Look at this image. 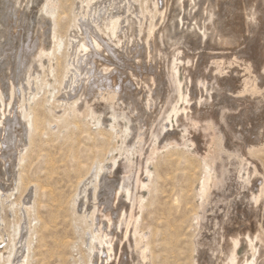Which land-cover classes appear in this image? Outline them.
I'll list each match as a JSON object with an SVG mask.
<instances>
[{"label": "rangeland", "instance_id": "1", "mask_svg": "<svg viewBox=\"0 0 264 264\" xmlns=\"http://www.w3.org/2000/svg\"><path fill=\"white\" fill-rule=\"evenodd\" d=\"M248 1H240L238 8L247 7ZM161 2L163 0H48V7L43 12V0H0V87L7 115L4 127L0 126V264H91L98 256L90 249V243L98 247L92 241L99 227L94 206L102 213L112 212L111 218L116 223L123 216L119 226L115 225L121 243L127 239L123 240L126 230V225L122 223L125 220L123 214H128L132 207L137 226H134L136 235L130 239L136 246H141L139 238L144 236L149 264H212L218 257L223 259L228 249L221 244L222 252L215 253L213 261L209 262L204 249L213 241L220 243V236L228 229L229 232L237 231L238 219L246 221L253 229L252 233L264 227V212L259 209L264 205L262 199L255 204L258 206L252 216L255 221L241 214L248 203H254L253 198L258 196L261 187L260 178H264V111L260 105L256 108L255 103H233L217 96L209 89L207 79L206 91L196 93L193 100L196 102L198 99L202 103L206 100L208 105L202 104L200 109L203 111L192 114V120L187 118L177 125L174 117L172 122L166 121L164 117L169 110L166 112L165 93L171 91L167 84L160 89L152 119H139L138 112L129 109L133 99L123 91L124 84L128 83L123 73L136 70L134 74L138 75L146 71L147 65L149 72L154 69L163 74L166 60L158 58L154 60L156 63L150 61L143 66L141 42L135 37H128L127 46L123 44L118 48L120 52L126 51L128 60L116 83L117 91H121L114 107L116 112L123 113L117 121L112 119L111 110L98 105L100 101L93 97L95 93L105 92L97 89V86H103L105 79H92L87 89L82 91L83 69L89 67L75 58V26L79 25L85 31L88 26L92 27L93 21L105 17L109 9L108 13L111 11L121 16L120 28L127 30L128 36L139 30L142 34L147 33L150 28L158 31L170 18L168 13L164 15L166 20L158 17L157 10L163 9ZM87 5L90 6L86 9ZM186 10L176 18L177 22L181 18L183 25L186 23L183 28L191 22ZM49 12L54 13V33L48 22ZM40 18L45 23L39 32L36 23ZM136 20L138 25L129 29L130 23ZM210 25L207 22L206 28ZM40 35L46 56L41 59V67H34L30 79L26 81L23 70L35 51ZM58 43L61 44L59 48ZM220 52L192 46L189 50L181 48L173 53V57L177 58L175 64L179 66L176 76L180 92L174 96L171 94L170 106L181 109L187 105L185 99L194 80L189 79L185 72L183 66L186 61L190 59L196 71L203 66L205 70H210L216 59L205 53L216 55ZM221 53L225 57L218 60L228 62L237 58L242 65L249 63L251 76L255 78L259 90H264V79L259 76L264 65V30L251 34L248 42L239 41L238 52L225 50ZM138 64L141 66L137 67ZM78 65L81 73L75 70ZM8 81L15 88L11 101L6 88ZM227 85V94L238 91L236 83ZM109 90L112 91V88ZM259 95L261 101L264 100V96ZM193 100L189 104L194 103ZM19 108H25L26 112L16 123L14 116L19 113ZM210 121L212 127H205ZM28 124H31L30 129ZM162 126L166 128L163 131ZM172 129L177 132V137L165 138V131ZM215 137L222 139L214 140ZM250 149L256 152H250ZM212 159H218L217 167L222 166L228 173L221 186L211 185L209 204L203 208L199 195L204 178L203 161ZM112 166L115 183L106 186L104 178ZM124 167L129 168V173L124 172ZM245 167H248L247 170ZM145 168L148 173H145ZM137 175L145 179L146 187L135 182ZM246 178L251 182L244 189L240 184ZM123 179L130 185L131 201L119 190L118 185ZM115 192H120L118 202L113 197ZM121 202L125 203L124 210ZM114 203L117 206L115 209ZM201 214L202 219L198 220ZM128 226L129 235L132 226ZM256 248L259 249L258 243ZM247 249L245 243L237 246L239 259H244Z\"/></svg>", "mask_w": 264, "mask_h": 264}, {"label": "bare ground", "instance_id": "2", "mask_svg": "<svg viewBox=\"0 0 264 264\" xmlns=\"http://www.w3.org/2000/svg\"><path fill=\"white\" fill-rule=\"evenodd\" d=\"M16 1H18V0H16ZM115 1H117V0H115ZM240 1L242 2L243 0H163V2H161L163 9L161 11L157 10V14L159 15L158 17L163 19L164 15L165 14L167 15V13H168V17H170L169 21L167 23L165 22L166 24L163 25L160 30L154 31V29L150 28L148 30V32L144 33V34H142L143 32L142 33L139 32L140 31L139 30L136 34H133L132 33L133 31H132L131 33L133 35L131 34L130 36H128L127 32H126L127 30L125 29L126 31H123L122 27L120 28L121 16L118 15L117 13H112L111 11L108 13L109 9H108V11H106L107 14L106 15L104 14L105 17H103L102 19H100L98 17L99 18L98 20L92 22L93 23L92 27L88 26L87 29L85 28L86 29L85 31L82 30L79 25H76L75 27L77 28V31H76V37H75V39H76V42H75V48H76L75 58H77L80 63H83L85 66L89 67V68L83 69L84 73H83V76H82L83 78L81 81L82 82V91H85L87 89V85L89 84V82L92 79H96V78L105 79L106 81L103 82V86H100V85L97 86V89L101 88L105 92L101 93V94L95 93L93 95V97H94V100L100 101L99 103H97L98 105H100L101 107H105L106 109H109V111L111 110L110 115H111L112 119L114 121H117V118L119 116H121V114H123V113L116 112L115 107H114L115 103H116V99H118L117 95L121 91V90L117 91L116 83L119 82L117 79H118L119 75H121L123 73V65L128 60V54L126 53V51L120 52L118 50V48H119V46H121L123 44H126L125 46H127L128 37H131V38L135 37L136 40L138 39V41L141 42V45H140L141 51L143 53V60L145 61V63H143V62L141 63V64H143V66H145L147 63H150V61H154L155 59H158V58L166 60V62H165L166 63V70L163 74L158 73V71H155L154 69H153V72H149V68L147 65L145 66L146 71H142V73H140L138 75L134 74V72H136V70H134V72L131 70L128 72L126 70L123 73L125 81L128 82L127 84H124L125 87H124L123 91L127 96L129 95L133 99L132 101H130L132 103L131 104L129 103V106H131V107H129V109L132 108L133 112L134 111L138 112L137 117H139V119L142 117L143 118L145 117L146 119H152V112H153L154 106H156V102H157L156 100L159 99L160 89L163 88L162 86H164V84H167L166 86L171 87V91L169 92V90L167 89L168 91H166V93H165L166 95H165V101L164 102L167 105L166 112L169 110V112H167V114H166V117H164L166 119V121L170 120L172 122L171 119H172V117H174L173 121H175V123L177 125V123H179V122L181 123L184 119L185 120L187 118L191 119L192 114H198V112H200V110H202V109H200L202 104L205 106L208 105L206 100L203 103L198 99L196 102L193 100V98L196 96V93L199 94V93H201L202 90L206 91L205 90V88H206L205 82L208 80L210 82V88L209 89L214 91L217 96H223L224 98H226L227 100H229L233 103H239L242 101L255 103L256 108L260 105V107H262V109L264 111V100L261 101V97H258L259 94L260 95L262 94L264 96V90L263 91L259 90L257 84L255 83V78L253 76H251L252 73H250V70H251L250 64L244 63L242 65V63L238 62L237 58L230 59L228 62H224L225 60H218V58L220 59L222 57H225L224 53H221V52H223L225 50H231V51H237L238 52L239 41L244 40L245 42L246 41L248 42L251 39V34H254L256 32H261L262 30H264V0H249L247 7L244 6L241 9L238 8V4L240 3ZM47 2H48V0H43L42 6H41V11H43V9L48 7V5H46ZM126 3H127V1H126ZM88 6H90V5H87L85 8L87 9ZM97 6H99V5H97ZM105 6H108V5H105ZM186 7H187V10H186ZM102 9H104V8H102ZM185 10L187 11V17L191 19L190 20L191 22L187 23L185 28H183V26L186 23H184V25H183L181 18L179 19L178 22L176 21V18L180 17L179 15L183 14L185 12ZM43 12H45V11H43ZM81 12H83V10ZM84 13H85V10H84ZM94 13H96L95 15L97 16V12H94ZM85 15H87V14L85 13ZM98 15H99V13H98ZM49 16H50V18H49L48 22H50L51 29L54 33V28L56 25V22H55L54 17H53L54 13L49 12ZM77 16H78V14H77ZM88 17H89V15H88ZM92 17H90V18H92ZM90 18H88V19L90 20ZM82 21H83V18H82ZM125 21H127V20H125ZM130 21H131V19H130ZM138 22H139L138 20L132 21L130 23V26L128 25L129 29L134 28L133 25H135V26L138 25ZM207 22H210V24H211L210 28L208 26V29L206 28ZM44 23L45 22H43L42 18L37 19L36 28L37 29L39 28V32L41 30H43ZM161 24H159V25H161ZM90 25H91V23H90ZM180 25H181V27H180ZM155 29H157V28H155ZM128 32H130V31H128ZM79 36H81V37L83 36V38H79ZM124 40H126L125 43H124ZM60 45L61 44L58 43L57 47L59 48ZM164 45H166V46H164ZM192 46H196V48H199L200 50L201 49H205V50L208 49V50H212V51L219 50L221 52L216 53V55H215V53H212V54L205 53L207 56H209L213 59H216L213 61L210 70L208 68H207L208 70L207 69L205 70L204 66H203V69H201V67H200L196 71V69L192 65L190 59H188L186 61V64L184 66L182 65L185 69V72H187V75L189 76L188 78L194 80L193 81L194 85L191 86V89L189 88L190 94L188 93L189 96H188V98L185 99V101L187 102V105L184 106V108L182 107L180 109V108H177L176 106H170L171 94H172V96H174L178 92H180L179 91V83L177 81V76H176L179 66L177 65V63L175 64V61H177V58L173 57V56H175L173 53L177 52V50H179L181 48H185L186 50H189ZM178 54H180V53H178ZM44 56H46V50L43 46L42 37L40 35L37 39V45H36L35 51H34V53L31 54L30 58L27 60L25 67H24V70H23V74H25L26 79H27L26 81H28V79H30L34 67H36V66L41 67L42 62H43L41 59ZM181 56H182V53H181ZM189 58H191V57H189ZM263 59L264 58H262V60ZM160 61H162V60H160ZM139 62H137V63H139ZM178 62H180V61H178ZM262 63H263V61H262ZM138 66H141V65L138 64L137 67ZM158 67H159V65H158ZM75 70L77 72H80V73L82 71L80 69L79 65L75 67ZM161 70H162V68H161ZM259 76L264 79V65L262 66V69L259 71ZM164 80H166V81H164ZM259 80H260V78H259ZM20 81H22V80H20ZM209 82H207V83H209ZM232 82L236 83L235 87L238 91L232 92L231 94H227L226 93L227 92L226 87L228 86L227 84L232 83ZM6 88H7V93L9 96V101H11L13 96H14V93H15L14 92L15 88L13 87L12 84H10V82H9V85L6 86ZM110 88H112V91L109 90ZM165 90H166V88H165ZM209 93H212V92H209ZM1 95H2V93H1V87H0V101H1L0 126L3 128L4 123H5L4 120H6L7 115H6V109H5L3 102L1 100ZM263 96H262V98H263ZM94 100L92 102H94ZM191 100H193L194 103L189 104V102H191ZM10 104L11 103L9 102L8 105H6V106L9 107ZM90 106H92V105H90ZM157 106H158V104H157ZM24 109H20L19 113H17L14 116L16 123H17V121H19L18 119L23 118V116L25 115L24 113L26 111ZM126 109H128V108H126ZM205 109H207V108H205ZM160 110H162V109H160ZM121 111H123V110H121ZM127 111H129V110H127ZM131 118H132V116H131ZM129 123H132L131 119H129ZM191 123H192V121H191ZM190 125H192V124H190ZM30 126H31V124H28L29 129H30ZM141 126H143V125H141ZM171 126H173V125H171ZM108 127H110V126H108ZM111 127L113 128V125H111ZM205 127H207V128L212 127V122L211 121L208 122L207 126H205ZM144 128L145 127H143V129ZM29 129H27V130H29ZM140 129H142V128H140ZM165 129H166L165 126H162V131ZM174 130L175 129L166 130L164 133V137L165 138L177 137L176 136L177 132H174ZM149 131L150 130H148V132ZM141 132L144 133L143 131H141ZM145 132H146V130H145ZM138 135H140V134L138 133ZM149 135H150V133H149ZM199 135H197V136H199ZM154 138H155V136H154ZM207 139H209V138H207ZM215 139L221 140L222 138L220 139L219 137H215L214 140ZM17 140H18V138H17ZM262 140H263V138H262ZM189 141L192 142V140H189ZM256 141H258V140H256ZM200 143L202 145V142H200ZM262 145L264 146V142ZM249 151L250 152H256V150H254V149H250ZM217 160L218 159H212L211 161H207V160L203 161L202 160L203 161V167L202 168L204 171V178H203L202 185L200 184L201 187H200L199 195H200V199H201V207H203V208L209 204L211 185H213L215 187L221 186L223 181L226 178L227 173H228L222 166L221 167L218 166L219 168L217 167V165H218V164H216ZM114 165H115V163L113 164V166ZM138 165H140V164L138 163ZM245 165L246 166L248 165L247 162ZM113 166L111 167V169L107 173V176H105V178H104V181L107 182L106 186H111L112 183H115L114 179L116 177L114 175V172L112 171ZM2 167H4V166H2ZM128 167H124L125 173H129ZM245 168L247 170L248 167H245ZM144 171H145V173L149 172V171H147V168H145ZM215 172H217V174ZM254 173H256V172H254ZM137 174H140V173H137ZM260 179H261L260 180L261 187L259 189L258 196L253 198L254 203H248L246 208H244V210H242L241 214H244L242 216H245L247 218L254 216L257 212V209H258V206L256 207L255 204L260 199H262L264 201V178H260ZM144 180L145 179H143L137 175L135 182L139 183L142 187H146L147 184H144ZM232 180H233V178H232ZM237 180H238V178H237ZM242 181L243 182L240 184L242 186V188H244V189L248 188L251 180L249 181V178H246ZM118 186H120L119 187L120 192L125 193L127 200L131 201L132 199H131L130 185L123 179L121 185H118ZM83 187H86V185H84ZM136 189H138V188H136ZM82 193H84V191ZM94 193H96V192H94ZM119 193L115 192L114 193L115 195H113V197L115 198V200L117 202H118V199L120 198L118 195ZM138 199L141 200V196H139ZM139 204H141V203H139ZM124 205H125V203L121 202L120 206L123 208V210H124ZM116 207L117 206L114 203L113 208L115 209ZM139 207H142V205L141 206L139 205ZM94 208H95V210L93 212L98 214L97 219H99V227L96 229L95 234L92 238L93 239L92 241H94L98 245V247L95 246L94 243H90V245H91L90 249L93 250V252L96 251V254L98 256L94 262L91 261V264H149L148 254H147L148 248L146 246V242L144 243V239H145L144 236H140V238H139L141 240L140 241L141 246H136V243L133 241V239L132 240L130 239V237L133 238V236L136 235V227H134V226L136 225L135 223L137 222V218L133 217L132 207L130 206V211L128 212V214H126V213L123 214L125 216L124 217L125 220L122 223H124L126 225V230H125V233L123 234V236H124L123 240H125V238H127L125 240V243H124V241H123V243H121V241L119 239L120 237L117 234L118 227L115 229V227H116L115 225L119 226V224L121 223V218L123 216L120 218V220H117V223H116L111 218L112 216L110 213H112V212L107 211V213L106 212L102 213V210H99V208L97 206L96 207L94 206ZM260 208L264 212V205L259 207V209ZM93 216H94V214H93ZM242 216H240V217H242ZM197 219L201 220L202 214H201V216L197 217ZM253 220H254V218H253ZM256 221H258V220L256 219ZM236 223L239 226V228H237V231L234 230L235 232H233V231L229 232V229H228L226 234H222V236H220L221 237L220 243L217 244L213 241L211 244L208 245L207 248H205V249L203 248L205 254L207 255L206 260L208 262L211 260L213 261L214 254L215 253H218V254L221 253L222 251L220 250V245L224 244L226 246V248L228 249V250H226L227 252L225 253L224 258L221 259L218 257L215 261H213L214 263L212 262V264H264V227L258 226L259 228L256 229V231H255L256 233H252L253 229L249 228L246 221L243 222V220L238 219ZM255 223L257 224V222H255ZM260 223H261V221H260ZM92 224H93V222H92ZM103 224H105V225L102 227L101 225H103ZM128 225L132 226V229L130 231L131 235L130 234L128 235V233H129V231H128L129 226ZM262 225H264V224H262ZM220 230H222V228ZM220 230H219V232H220ZM139 231H141V230H139ZM241 243H245L248 247L247 254H245V257L243 260L238 258L239 256H237V250H236L237 246ZM256 243H258L259 249L256 248ZM119 246H121V247L119 248ZM244 247H245V245H244ZM148 253H150V252H148ZM100 254H102V256ZM94 257H95V255H94ZM88 264H89V262H88Z\"/></svg>", "mask_w": 264, "mask_h": 264}]
</instances>
